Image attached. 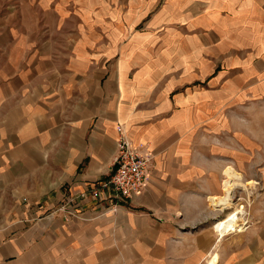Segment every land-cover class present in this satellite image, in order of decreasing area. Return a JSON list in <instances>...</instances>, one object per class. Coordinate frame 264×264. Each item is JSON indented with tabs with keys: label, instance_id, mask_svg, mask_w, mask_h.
<instances>
[{
	"label": "crops",
	"instance_id": "crops-1",
	"mask_svg": "<svg viewBox=\"0 0 264 264\" xmlns=\"http://www.w3.org/2000/svg\"><path fill=\"white\" fill-rule=\"evenodd\" d=\"M119 130L150 157L130 199L104 186ZM227 166L256 190L225 194ZM209 262L264 264V0H29L0 17V264Z\"/></svg>",
	"mask_w": 264,
	"mask_h": 264
},
{
	"label": "built area",
	"instance_id": "built-area-1",
	"mask_svg": "<svg viewBox=\"0 0 264 264\" xmlns=\"http://www.w3.org/2000/svg\"><path fill=\"white\" fill-rule=\"evenodd\" d=\"M149 162L150 157L143 155L119 130L113 172L104 186L109 187L116 196L132 198L144 188ZM60 211H64L63 206Z\"/></svg>",
	"mask_w": 264,
	"mask_h": 264
},
{
	"label": "bare ground",
	"instance_id": "bare-ground-1",
	"mask_svg": "<svg viewBox=\"0 0 264 264\" xmlns=\"http://www.w3.org/2000/svg\"><path fill=\"white\" fill-rule=\"evenodd\" d=\"M224 174H225V179L223 180V186H224V192L225 194H229L230 191L235 187V186H239V185H243L242 183V179H241V175L238 174L233 168H231L230 166H227L224 169ZM254 181H249L248 184L253 185ZM256 184V183H255ZM245 185V184H244ZM231 195V194H230ZM216 197V196H215ZM225 197V196H224ZM228 197V196H227ZM231 197V196H229ZM209 199V198H208ZM211 200H213L214 202L218 201V200H224V198H211ZM221 201V202H222ZM230 201V200H229ZM227 202L230 204V202ZM220 202V203H221ZM215 204V203H214ZM225 205V204H224ZM221 206V204H220ZM239 214H240V210L236 209L232 212H230L228 215H226V217L223 219H221L219 221L218 219V223L216 225H214V228L220 233V234H224V233H228V232H232L235 230H241V228H239ZM212 259V258H211ZM211 261V260H210ZM213 262V261H212ZM212 262H209V264H213Z\"/></svg>",
	"mask_w": 264,
	"mask_h": 264
},
{
	"label": "rangeland",
	"instance_id": "rangeland-1",
	"mask_svg": "<svg viewBox=\"0 0 264 264\" xmlns=\"http://www.w3.org/2000/svg\"><path fill=\"white\" fill-rule=\"evenodd\" d=\"M21 1H29V0H0V17H4L5 15H7L9 12H11L12 10H14L15 8H17L18 6H19V4H20V2ZM243 185H239L240 187H237L238 188V190L240 191H242V192H246V189H245V187H244V180H243ZM245 185H250L249 186V190L253 193L255 190H256V188H257V184H255V181H254V183H253V185H252V187H251V184H248V183H245ZM243 188V189H242ZM255 195V194H254ZM235 202H237L236 200H235ZM239 210H240V214H243V210H242V206L241 207H239ZM239 217V221H238V224H242L241 223V219H240V215L238 216ZM221 219H223L224 220V218H221ZM220 219V220H221ZM219 220V221H220ZM218 222H216L215 223V225L217 224ZM242 226V225H241Z\"/></svg>",
	"mask_w": 264,
	"mask_h": 264
}]
</instances>
